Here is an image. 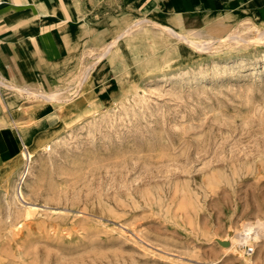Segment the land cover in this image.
<instances>
[{"label": "rangeland", "instance_id": "1", "mask_svg": "<svg viewBox=\"0 0 264 264\" xmlns=\"http://www.w3.org/2000/svg\"><path fill=\"white\" fill-rule=\"evenodd\" d=\"M170 29L89 48L103 98L97 64L16 90L56 112L0 164V264H264V24Z\"/></svg>", "mask_w": 264, "mask_h": 264}, {"label": "crops", "instance_id": "2", "mask_svg": "<svg viewBox=\"0 0 264 264\" xmlns=\"http://www.w3.org/2000/svg\"><path fill=\"white\" fill-rule=\"evenodd\" d=\"M243 20L264 24V0H0V164H18L25 144L47 131L43 112H56L27 105L24 92L16 90L49 89L73 70L97 64L91 83L103 98L102 87L111 81L99 79L107 76L98 68L102 60L90 61L87 51L102 48L135 22L220 33ZM11 112L42 113L33 126L19 129L10 125Z\"/></svg>", "mask_w": 264, "mask_h": 264}, {"label": "bare ground", "instance_id": "3", "mask_svg": "<svg viewBox=\"0 0 264 264\" xmlns=\"http://www.w3.org/2000/svg\"><path fill=\"white\" fill-rule=\"evenodd\" d=\"M170 29V28H169ZM170 30H172V29H170ZM172 32V31H171ZM173 33V32H172ZM174 34V33H173ZM232 38V37H231ZM233 40V39H232ZM186 42V41H185ZM191 42V41H190ZM194 43V42H193ZM189 44V43H188ZM203 45V44H202ZM207 45H211L209 42H207V43H205V47H207ZM195 47V46H194ZM197 48V47H196ZM198 48H200V46H198ZM202 48V47H201ZM203 48H204V46H203ZM14 192H15V194H16V197H18V195H17V192H16V190H14ZM24 194V193H23ZM260 227V224L258 225V227L256 228H253V225L252 224H250V225H244V227H243V233H241L240 235H239V237H244V238H242L241 239V241L242 240H246L247 241V234H249L250 232H252V230H256V229H258ZM244 234H246V236L244 235ZM258 234V233H257ZM260 234H261V232H260ZM259 235V234H258ZM256 239H258V237L256 236Z\"/></svg>", "mask_w": 264, "mask_h": 264}, {"label": "built area", "instance_id": "4", "mask_svg": "<svg viewBox=\"0 0 264 264\" xmlns=\"http://www.w3.org/2000/svg\"><path fill=\"white\" fill-rule=\"evenodd\" d=\"M25 148V147H24Z\"/></svg>", "mask_w": 264, "mask_h": 264}]
</instances>
